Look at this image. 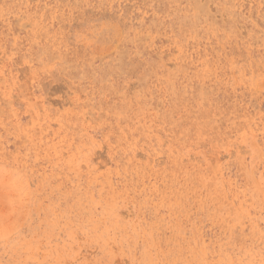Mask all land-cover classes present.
<instances>
[{
    "label": "rangeland",
    "instance_id": "374dc122",
    "mask_svg": "<svg viewBox=\"0 0 264 264\" xmlns=\"http://www.w3.org/2000/svg\"><path fill=\"white\" fill-rule=\"evenodd\" d=\"M0 264H264V0H0Z\"/></svg>",
    "mask_w": 264,
    "mask_h": 264
}]
</instances>
